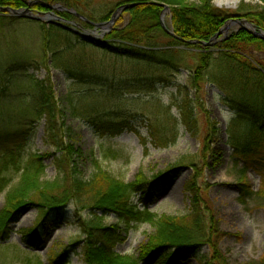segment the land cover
I'll use <instances>...</instances> for the list:
<instances>
[{"label":"rangeland","instance_id":"374dc122","mask_svg":"<svg viewBox=\"0 0 264 264\" xmlns=\"http://www.w3.org/2000/svg\"><path fill=\"white\" fill-rule=\"evenodd\" d=\"M25 1V5L20 8L5 7L0 10V157L5 150H18L25 156L38 154L46 166L44 179L52 180L57 176L54 156L60 155L61 150L54 145L53 137L46 134V119L42 117L31 123L32 117L39 115L41 109L40 106L36 108V102L44 101L42 94L47 93L64 113L59 116L60 123H66L73 129L75 149L83 155H78L79 170L85 177L90 176L93 170L91 162L87 160L92 152L105 171L122 181L158 177L153 185L157 190L153 191L148 205L150 211L158 216L189 213L197 194L203 208L210 209L219 224L213 239L217 240L222 234L219 244L227 262L264 264V165L252 163L246 172H242L246 162L235 154L228 137L229 131L237 132L242 124L233 121L234 112L226 105L222 91L208 76L204 77L198 90L183 88L188 86V65L194 63L193 58L183 53V66L170 74L166 79L168 82L155 83L152 78L140 76L142 69L136 70L121 58L110 60V56L100 48L112 42L113 39H107V35L115 26L125 25L128 21L126 16L121 19V14L104 34L96 28L95 24L108 21L103 18L115 0H87L83 4L85 10L95 18L94 22L98 20L94 27L85 26L82 15L59 2ZM37 2H42L45 9L38 8ZM261 3L260 0H238L233 6H226L220 5L219 0L213 1L216 9L231 13L257 7ZM51 6L72 10L76 14L68 13L76 17L66 18L61 13L67 11L53 9ZM170 10V6L166 12L162 7L160 23L166 33L174 36L169 27ZM50 12L65 21L46 18L44 15ZM13 19L16 21L13 22ZM234 19L246 20L241 17L230 20ZM41 25H57L90 39V46H77L61 59V64L78 60L92 63V69L98 76L95 83L72 79L63 69L53 64V55L44 50ZM239 28L254 35L249 27L235 24L217 37L222 36L221 40H224ZM94 32L97 36H94ZM51 37L59 44L56 36ZM193 45L195 47H191ZM203 45H212L211 53L219 50L212 42ZM179 48L196 50L198 53L201 50L194 43L180 45ZM251 56L254 61H264L262 51H252ZM7 67H10V72ZM17 68L20 70H14ZM45 78L49 82L40 84ZM81 97L92 102L89 107L82 110L78 108L81 115L96 111V104H93L96 100L106 110L111 111L113 106H120L126 119L124 127L122 121L115 120L114 124L120 129L106 134L97 130L89 120L79 115L76 118L73 115L74 107L79 106ZM187 99L191 100L189 125L183 122L182 117V106ZM150 119L164 134L166 144L157 146L152 143ZM166 124H172L173 127L167 133ZM19 128L28 132L21 142H17L19 138L15 135ZM262 138L260 156L264 157ZM8 177L12 181L0 192V211L4 207L8 190L18 182L19 174L12 172ZM139 197L134 198L135 203H139ZM139 206L144 208L141 203ZM76 213L75 205L70 204L63 217L52 215L42 220L37 208L28 206L22 209L8 226L9 237L5 240L0 238V264H84L81 245L75 244L79 237L84 239L77 224ZM82 214L86 216L87 211ZM118 222L115 214H105L106 225ZM120 226L125 227L123 223ZM153 231L154 226L150 222L132 223V228L124 234L126 239L116 246L115 252L137 256L141 245ZM25 235H31L28 241ZM209 254V247L203 245L196 254L178 264H205L210 260Z\"/></svg>","mask_w":264,"mask_h":264},{"label":"trees","instance_id":"16d2710c","mask_svg":"<svg viewBox=\"0 0 264 264\" xmlns=\"http://www.w3.org/2000/svg\"><path fill=\"white\" fill-rule=\"evenodd\" d=\"M46 1L59 2L76 10L85 18V26L94 27L98 22H94L93 15L85 10L83 4L87 0ZM213 1L115 0L103 20H109L120 5L134 2L138 5L122 13L121 19L126 16L127 23L115 26L107 35V39H113L112 42L100 48L110 56V60L121 58L136 70L142 69L141 77L152 78L155 83L161 84L168 82L166 79L170 74L183 66V53H188L194 63L188 65V86L183 88L198 90L204 77L208 76L222 91L226 105L235 114L233 121L242 124V128L237 132L229 131L228 137L235 154L246 162V167L242 170L244 173L252 163L264 165V157L260 156L264 137V61H254L251 56L252 51L264 52V40L256 38L242 28L232 31L224 40H221L222 36L214 40L213 38L224 24L234 17L245 18L264 32V0H260L262 3L257 7L239 9L234 13L216 9ZM25 2L0 0V10L5 7L20 8ZM159 2L168 4L171 8L169 27L174 36L166 33L161 26L162 7L157 4ZM36 4L38 8L45 9L42 2ZM103 10L106 12L107 8L104 6ZM61 14L66 18L75 16L68 12ZM15 21L16 19H13V22ZM40 29L44 35V50L51 52L54 65L63 69L72 79L95 83L98 76L92 69V63L78 60L61 64V59L77 46H90L89 38L71 33L57 25H41ZM51 35L56 36L59 44L52 40ZM208 42L219 47L217 53L209 52L212 45H203ZM192 43L201 49L200 53L179 48L180 45ZM7 71L10 72V67H7ZM44 81L47 83L49 79L45 78L40 84H45ZM42 95L45 100L36 102V108L41 107L40 113L32 117L31 123L45 117L46 134L53 137L54 145L61 150L60 155L54 156L58 174L52 180L44 179L46 166L38 154L25 156L18 150L3 152L0 157V192L11 183L12 180L8 177L10 173L17 172L19 180L8 190L4 207L0 211L1 239L9 237V224L25 207L37 208L39 217L43 220L52 215L63 217L67 206L74 204L77 210V224L81 235L84 236V239L79 237L75 244L81 245L84 264H178L196 254L203 245L210 249V260L205 264H229L219 244L222 234L217 240L213 239L219 224L215 221L212 211L203 208L197 194L189 213L180 216H158L148 208L152 193L157 190L153 185L158 177H140L133 182L122 181L105 171L93 152L87 159L91 162L93 170L90 176L85 177L79 170L78 155L82 154L75 149L73 129L66 123H60L59 116L64 113L58 109L52 97L47 93ZM79 102V106L74 107L73 115L89 120L97 130L106 134L117 132L119 127L114 124L115 120L122 121L124 127L126 119L120 106H113L110 111L96 100L93 103L94 106L96 104V111L81 115V110L89 107L92 102L84 100V97H81ZM190 102L191 100L187 99L182 106L183 122L186 125H189ZM79 107L81 110L78 112ZM167 126L166 133L173 129L172 124ZM149 129L152 143L157 146L167 143L163 139L164 134L152 119L149 120ZM20 131L19 128L15 134L19 138L17 142L23 141L28 133L26 129ZM138 195L139 203H135L134 198ZM140 203L143 204V209L139 206ZM85 211L87 215L83 216ZM109 213L117 216V224L108 226L104 223L105 214ZM142 221L150 222L154 231L141 245L139 254L125 256L116 253V246L126 239L124 234L132 228V223ZM120 223L125 227L122 228ZM29 237L31 235H25V240L28 241Z\"/></svg>","mask_w":264,"mask_h":264},{"label":"water","instance_id":"95a60500","mask_svg":"<svg viewBox=\"0 0 264 264\" xmlns=\"http://www.w3.org/2000/svg\"><path fill=\"white\" fill-rule=\"evenodd\" d=\"M157 4L160 5V6H162V7H164L165 12L169 9V6H168L167 4H165V3H157ZM136 5H138V3H136V2H134V3H126V4H123V5H120V6L117 8V10L114 12V14L112 15V17H111V19H110L109 21H107V22H103V23H97V24H95L96 28H97L98 30H101L102 33L104 34L105 31H106V29H110V28L113 26V24L116 22V20L119 18V16L122 14L123 11H125V10H127V9H129V8H132V7L136 6ZM51 7H52L53 9H59V10H64V11H67V12H72V13H74L72 10H69V9L64 8V7H62V6H51ZM12 11H14V10H12ZM14 12H15V11H14ZM165 12H164V13H165ZM74 14H76V13H74ZM77 15H78V14H77ZM44 16H45L46 18H50V19H51V18H54V19L59 20V21H65L63 18L57 16L54 12H50V13H48V14H45ZM78 16H79V15H78ZM32 17L35 18V19H41V18H39V17H35V16H32ZM42 19H43V18H42ZM235 24L242 25L243 27H245V26H246V27H249V28L252 30L253 34H254L256 37L261 38V39L264 40V32H263V31H261V30H257V28H256L253 24H251L250 22H248V21H246V20L240 21V20H238V19L230 20L229 24H226V25L224 26V28H223L221 31H219L218 34H217L214 38H216L219 34H221V33L225 32V31H227L228 28H230L231 26H233V25H235ZM163 27L166 29L165 25H163ZM166 30H167V29H166ZM95 31H96V30H95ZM103 34H102V35H103ZM94 36H97L95 32H94Z\"/></svg>","mask_w":264,"mask_h":264},{"label":"bare ground","instance_id":"6f19581e","mask_svg":"<svg viewBox=\"0 0 264 264\" xmlns=\"http://www.w3.org/2000/svg\"><path fill=\"white\" fill-rule=\"evenodd\" d=\"M238 0H219L220 5L233 6Z\"/></svg>","mask_w":264,"mask_h":264}]
</instances>
